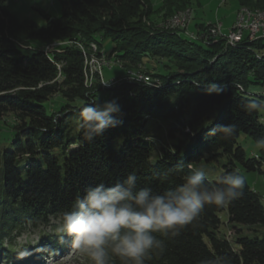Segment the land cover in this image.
Listing matches in <instances>:
<instances>
[{"label":"trees","instance_id":"16d2710c","mask_svg":"<svg viewBox=\"0 0 264 264\" xmlns=\"http://www.w3.org/2000/svg\"><path fill=\"white\" fill-rule=\"evenodd\" d=\"M59 1L60 15L42 10L47 21L39 24L16 17L8 0H0V261L6 264H41L44 256L68 249L70 238L61 242L55 231L17 251L5 238L13 247L26 223L50 225L89 186L111 185L135 172L138 187L162 192L183 183L193 162L221 158L226 159L223 174L263 172L264 148L250 157L239 137L264 139V96L250 89L264 84V41L245 37L234 44L224 39L206 43L150 28L143 21L148 0ZM163 2L171 11L201 0ZM238 2L264 8V0ZM98 37L113 41L110 53L104 52L127 69L146 68V59L160 57L173 64L166 72L148 67L157 85L121 79L105 89L98 74L88 85L86 56L76 42L95 41L102 54ZM57 41L67 43L49 52L46 46ZM209 81L223 91L208 94ZM97 99L116 100L122 124L88 143L79 113ZM153 118L171 119L170 136H182L175 149L162 147L158 159H153L155 125L149 127ZM220 125H234L235 135L225 139ZM156 174H167V179ZM223 211L228 223L264 225L261 194L246 177L242 198L225 207L206 205L199 220L179 235L160 237L166 250L149 264H264V237L238 236L233 243L220 235ZM20 252L27 254L21 257ZM113 264L120 261L114 258Z\"/></svg>","mask_w":264,"mask_h":264},{"label":"clouds","instance_id":"9594fccd","mask_svg":"<svg viewBox=\"0 0 264 264\" xmlns=\"http://www.w3.org/2000/svg\"><path fill=\"white\" fill-rule=\"evenodd\" d=\"M206 91L220 94L223 89L209 81ZM119 113L121 106L116 100L100 103L97 99L84 106L79 113L84 141L91 143L107 129L122 124L116 116ZM218 129L225 139L236 132L234 125H220ZM256 147L264 148V139L257 140ZM156 176L161 181L167 179V174ZM137 181V174L131 172L114 184L101 182L87 187L53 221L55 234L61 242L70 238L72 248L91 264H113L114 258L120 264H149L166 250L160 237L179 235L199 220L206 205L225 207L242 198L246 187V177L238 171L226 172L210 184L202 167H190L183 183L162 192L138 187ZM26 254L19 253L21 257Z\"/></svg>","mask_w":264,"mask_h":264},{"label":"rangeland","instance_id":"374dc122","mask_svg":"<svg viewBox=\"0 0 264 264\" xmlns=\"http://www.w3.org/2000/svg\"><path fill=\"white\" fill-rule=\"evenodd\" d=\"M148 2V12L147 15L143 18V21L146 22V24L150 28L154 27L156 29L158 28L170 32H177L183 37L189 39V41L194 40L191 37L196 36L193 34H188V31L198 35L202 34L205 28H214L217 26V24H221L222 29L224 31H228L236 19L237 11L243 7H251L240 5L238 0H201V3L194 2L186 8H174L170 11L164 6L163 0H148ZM8 5L10 10L16 17L20 19L30 18L38 22L39 24H45L47 21L42 14V10L50 13L53 16H58L61 13V5L59 0H8ZM251 8L260 9V7ZM185 25L187 28L183 27ZM98 38L102 42V50L110 53L111 49L114 46L113 41L109 37ZM198 38L200 39V37H196L195 39ZM66 43L67 41H57L48 44L46 47L47 50H54L56 47L65 45ZM76 44L83 50V54H85L86 56L85 70L89 74L92 73L91 71H96V68L93 67V57L97 56L95 55V53H98L99 51L98 44L96 42H90V44L88 45L89 47L81 46L79 45V42H76ZM262 52H264V49ZM257 55L260 56L259 53ZM104 57L106 59L102 61H108V64L103 65L102 76L106 81L123 77L126 74H129L130 71L140 70L143 73H149L147 70L148 67L150 68V70H153L155 72H166V68L169 67V65L173 64L171 59L160 57L156 58L155 60L146 59V68L139 67L137 69H127L120 59L116 57L113 58L112 56L108 57L106 55ZM99 76L100 81L102 82V77L100 74ZM88 84L90 85V83ZM250 89L252 93L264 96V84L252 85ZM54 105H57L56 97L54 98ZM218 113L219 108H217L213 112L212 118H214ZM153 125H155L153 132L157 144V149L153 154V159H158L162 147H170L172 149H175L174 145L179 144L180 138L182 136L180 134H177V136H170L169 132L173 127L171 119L156 120L153 118L150 120L149 127H152ZM239 143L246 149L247 154L250 157L255 155L259 151V148L256 147V142L246 134H241V136L239 137ZM225 161V158H221L219 162L216 160H203L200 162H193V167L204 168L207 172V178L210 180H216V178L222 175L224 172L223 165ZM243 172L252 187L261 194V201L264 205V167L263 172H247L245 170H243ZM220 217L224 223L221 226L219 233L222 236H226L233 243H235L238 236H247L250 238L264 237L263 224L244 225L242 223H228V214L226 211L221 212ZM56 218L57 217H52L50 225L47 226H34L32 223H26L24 229L22 230V233L19 236L16 235L17 231L15 232V235L17 237L13 247H11V245L9 244L10 239L8 236L5 238V243L8 244V247L10 249L14 248L15 251H17L29 243L33 244L35 242H38L44 232H54L55 224L53 223V221ZM0 264H6V262L0 261ZM41 264H90V261L86 256L78 253L70 245L68 249L63 250L62 252L44 256Z\"/></svg>","mask_w":264,"mask_h":264},{"label":"built area","instance_id":"2783aa9c","mask_svg":"<svg viewBox=\"0 0 264 264\" xmlns=\"http://www.w3.org/2000/svg\"><path fill=\"white\" fill-rule=\"evenodd\" d=\"M183 27L187 28L186 25ZM187 33L200 37V39L206 43H215L220 39L226 40L227 43L229 41L243 39L244 36H254V38L264 41V16H260V11H240L239 9L236 13V19L228 31H224L222 25L217 24L214 28H205L202 34L196 35L189 31ZM79 45L89 47L83 42H79ZM95 55H97L95 56L96 71H91L93 72V81L90 82V85L95 81L96 74H100L102 77L103 65L108 64V61H102L106 59L104 54L95 53ZM126 79L138 80L142 83L144 82L151 85L160 83V81L157 78H154L150 73H143L140 70L130 71L126 76ZM101 80L103 86L111 85V83L105 84L104 82L106 81L103 77ZM112 84H114V82H112Z\"/></svg>","mask_w":264,"mask_h":264},{"label":"bare ground","instance_id":"6f19581e","mask_svg":"<svg viewBox=\"0 0 264 264\" xmlns=\"http://www.w3.org/2000/svg\"><path fill=\"white\" fill-rule=\"evenodd\" d=\"M240 11H260V16H264V9H259V8H249V7H243V8H241L240 9ZM179 14V13H178ZM182 14V13H181ZM187 17V16H186ZM179 30V29H178ZM245 37H248V39H250V40H255V39H258V38H254V36H244V38ZM243 38V39H244ZM243 39H239V40H235V41H229V43H231V44H234V43H236V42H238V41H241V40H243ZM93 67H95L96 68V62H95V57H93ZM91 81H93V72L92 73H88L87 71H86V83L88 84V83H90ZM135 81H138V80H135ZM138 82H140V81H138ZM89 85V84H88Z\"/></svg>","mask_w":264,"mask_h":264}]
</instances>
